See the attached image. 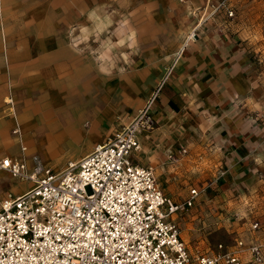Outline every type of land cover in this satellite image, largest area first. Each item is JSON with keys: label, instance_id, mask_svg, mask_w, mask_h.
<instances>
[{"label": "crops", "instance_id": "obj_1", "mask_svg": "<svg viewBox=\"0 0 264 264\" xmlns=\"http://www.w3.org/2000/svg\"><path fill=\"white\" fill-rule=\"evenodd\" d=\"M186 7L176 0H0V155L22 154L29 165L28 144L35 152L54 139L84 147L77 161L157 92L154 128L140 134L136 152L144 155L138 161L134 152L135 162L173 163L213 184L239 178L238 186L248 185L262 177L264 122L248 52L220 18L197 21L194 38L184 33L176 41L171 28ZM117 58L119 64L110 62Z\"/></svg>", "mask_w": 264, "mask_h": 264}, {"label": "built area", "instance_id": "obj_2", "mask_svg": "<svg viewBox=\"0 0 264 264\" xmlns=\"http://www.w3.org/2000/svg\"><path fill=\"white\" fill-rule=\"evenodd\" d=\"M215 6L213 12L234 16L230 0ZM156 97L157 92L108 141L61 170L0 155V170L30 182L24 192H8L1 201L0 264L264 263V244L256 237L247 243L239 235L230 248H189L177 214L193 207L213 181L191 187L178 202L164 192L151 166L132 159L141 149L140 134L154 128ZM258 229L255 220L251 230Z\"/></svg>", "mask_w": 264, "mask_h": 264}, {"label": "rangeland", "instance_id": "obj_3", "mask_svg": "<svg viewBox=\"0 0 264 264\" xmlns=\"http://www.w3.org/2000/svg\"><path fill=\"white\" fill-rule=\"evenodd\" d=\"M176 1L179 4H185L187 7L184 9L188 12L179 17L181 19L180 27L177 22V25L171 28V32L175 33L173 36L176 37V41L178 39L180 41L184 33L194 38L197 31L194 25L197 21L199 24L203 22V24L211 25L210 22L213 18H220L219 23H222V27L227 25L224 30H228L246 48L257 77V88L259 89L257 108L262 113L260 118L264 122V0H230L234 9L233 17L222 16L223 13L220 10L213 12L216 9L217 0ZM207 12L213 13L208 19L205 17ZM226 20L227 22L224 23ZM104 35L102 33L96 35V38H98L96 41H101ZM160 36L162 37V35ZM168 36L170 37V44H172V34ZM169 39L165 38L163 40L161 53L166 51ZM185 40L178 48L177 54H179ZM105 48L106 46H103L101 50ZM96 55L97 63L102 64L104 62L103 58L99 57L98 52H96ZM107 59L105 61H108ZM110 62H113L114 65L119 64V60ZM123 62L127 63L124 59ZM151 96L152 93L148 95L147 100ZM53 140L48 139L40 145L37 144L35 152L34 146L28 144L31 151L27 157L29 167H32L35 163L34 157H32L35 154L39 156L44 166L51 167L54 170H61L68 162L75 161L82 155L84 147L83 149L82 147H72L66 142L55 144ZM262 152L264 156V147ZM134 154L138 161H142L144 153L135 152ZM262 163L264 164V158ZM172 164L167 167L165 165L157 166L156 164L143 163V165L151 166L154 169L161 188H170L172 194L168 195L178 202L184 201L192 186H200L204 183L208 185L211 180L210 177L204 178L201 174L197 175L198 172L187 170V168L182 169V166ZM170 166L174 168L170 169ZM237 180L239 181V178H223L220 184L216 182L203 192L193 207L177 214L182 236L193 253L216 250L220 244L230 248L235 245V239L239 235L243 236L247 243H250L256 237L258 241L264 244V172L262 177L255 179L253 183L248 185L240 183V186H238ZM28 187H30L29 181H22L13 176L3 177L0 174V199L9 191L20 194V191L23 192ZM255 220L260 222V229L253 234L251 223Z\"/></svg>", "mask_w": 264, "mask_h": 264}, {"label": "bare ground", "instance_id": "obj_4", "mask_svg": "<svg viewBox=\"0 0 264 264\" xmlns=\"http://www.w3.org/2000/svg\"><path fill=\"white\" fill-rule=\"evenodd\" d=\"M200 23H201V22H200ZM190 39H191V37H187V39H186V41H185V44H186V42L190 41ZM184 49H185V48H184V45H182V47H181V49H180V53L183 52Z\"/></svg>", "mask_w": 264, "mask_h": 264}, {"label": "flooded vegetation", "instance_id": "obj_5", "mask_svg": "<svg viewBox=\"0 0 264 264\" xmlns=\"http://www.w3.org/2000/svg\"><path fill=\"white\" fill-rule=\"evenodd\" d=\"M220 11H222V13H223V15H225V10H220ZM226 16V15H225ZM227 22V20L224 22V23H226ZM224 27H226L227 28V25H224ZM165 82V81H164ZM163 82V83H164ZM155 102V101H154Z\"/></svg>", "mask_w": 264, "mask_h": 264}]
</instances>
